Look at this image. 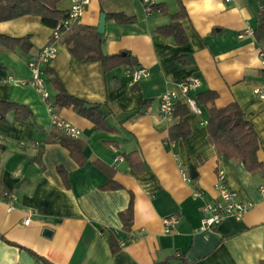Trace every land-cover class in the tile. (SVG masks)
Segmentation results:
<instances>
[{
  "label": "crops",
  "instance_id": "1",
  "mask_svg": "<svg viewBox=\"0 0 264 264\" xmlns=\"http://www.w3.org/2000/svg\"><path fill=\"white\" fill-rule=\"evenodd\" d=\"M182 1L188 42L181 45L156 32L179 10L178 0H150L166 4L168 12L148 10L144 0H90L77 21L98 27L101 13L107 14L103 51L130 53L146 67L148 75L136 83L130 66L105 72L100 61H80L68 45L55 41L58 52L48 66L70 93L100 105L114 129L98 128L73 108L58 110L82 131L83 165L60 143L43 144L55 127L47 102L31 81L28 62L50 42L53 27L34 14L0 21V33L29 37L16 50L0 48V99L25 103L34 112L27 122L13 112L8 123L0 121V264H155L179 255L188 259L185 264H261L264 173L250 172L240 160L216 151L207 128L211 104L197 98L215 90L216 106L236 101L260 137L257 157L264 163V97L256 92L264 86V42L253 34L264 0ZM73 4L61 0L57 7L69 10ZM110 12L135 20L118 22ZM180 53L188 54L191 63L181 65L176 60ZM43 76L53 101L51 76ZM189 77L201 79L190 91L201 113L189 108L185 119L190 134L171 141L169 128L178 118L160 116V100L170 90L185 103L180 83ZM60 165L67 171L69 186L58 172ZM190 165L196 178L190 177ZM220 169L237 198L251 200L253 206L241 216H228L217 228L201 230L203 202L219 197L215 183ZM111 177L121 186L105 188ZM4 190L17 196L13 208ZM131 198L134 217L126 231L119 212ZM172 214L179 221L166 231L164 218ZM27 217L29 223L24 222ZM47 227L51 235L44 232ZM112 234L120 246L116 253L111 249Z\"/></svg>",
  "mask_w": 264,
  "mask_h": 264
},
{
  "label": "trees",
  "instance_id": "2",
  "mask_svg": "<svg viewBox=\"0 0 264 264\" xmlns=\"http://www.w3.org/2000/svg\"><path fill=\"white\" fill-rule=\"evenodd\" d=\"M61 0H0V21L13 19L26 14H34L41 17L44 24L50 27L58 26L69 15V10H62L57 7V3ZM180 8L177 12L170 14L169 23L156 28V32L165 36L172 37L176 44L181 45L188 42V35L182 25V19L187 17L186 7L182 0H178ZM151 9L156 11L168 12L167 5L164 3H153ZM108 16L114 18L118 22L129 23L135 20L134 16L127 15L122 12H110ZM258 25L254 30V36L258 42H264V11H261L257 18ZM29 37H15L8 34L0 33V48L16 50L24 45V41ZM60 41L69 46L73 55L80 61L97 60L102 63L105 72H108L119 66H130L135 68L138 66L137 59L130 53L106 54L103 51V34H100L96 26L79 24L78 22L65 31ZM31 47V44L28 48ZM176 60L181 65L191 63V57L188 54L180 53ZM44 72L51 76L50 82L56 90L53 106L59 110L62 108H73L76 113L86 117L95 123L100 129L114 130L108 126L106 122V114L98 104H90L86 100L79 98L70 93L60 79L59 75L48 65L44 68ZM135 88V85L132 87ZM218 93L215 90H207L198 94V101L202 104L209 105V119L207 121L208 137L210 142L215 146L218 153L224 154L227 158L240 160L246 169L250 172L261 169L264 173V163L257 157L260 149V137L254 128V124L244 115L240 105L236 101H232L224 106H216L214 104ZM13 112L14 116L21 122H27L34 119L33 110L25 103L0 99V121L8 123V114ZM190 112L189 107L178 101L174 105L173 117L178 118L177 122L169 128V138L171 141H177L186 138L190 132V124L185 116ZM54 129L48 133L44 143L58 142L65 146L72 158L79 164L83 165L86 156L84 149L86 143L79 137H73L58 130L54 125ZM43 144L39 146L37 159L43 152ZM125 159H129V155H124ZM133 164V162H132ZM98 166L106 169L110 175L114 170H108L105 165ZM58 172L62 176L64 182L69 186L67 171L63 166H58ZM121 185L111 181L105 188H118ZM7 196L10 190H4ZM119 216L123 222V229L129 231L134 217V202L131 198L126 209L119 212ZM110 244L113 253H116L120 246L115 243L113 234L110 236ZM177 259L176 264H185L188 259L183 256H170L155 264H172L171 260ZM264 264V259L261 261Z\"/></svg>",
  "mask_w": 264,
  "mask_h": 264
},
{
  "label": "built area",
  "instance_id": "3",
  "mask_svg": "<svg viewBox=\"0 0 264 264\" xmlns=\"http://www.w3.org/2000/svg\"><path fill=\"white\" fill-rule=\"evenodd\" d=\"M74 4L69 9L68 17L63 20L58 26L53 28L50 42L44 46L29 62L28 65L32 70L31 81L37 86L38 91L48 104L51 112L52 123L62 132L73 137H80L82 131L76 126L72 125L65 119H63L58 110L53 106L51 93L46 86V80L44 78V67L48 65L57 54V47L55 41L60 40L62 34L67 31L72 24L76 23L85 11L86 5L90 0H73ZM147 9H151L150 0H144ZM264 55V51L260 52ZM148 75V70L142 65L136 66L131 72V81L136 83L142 80ZM201 85V79L199 77H189L188 79L180 83V90L183 93L184 102L188 107L197 113H201V108L196 98L190 95V91ZM256 92L261 97H264V86L257 88ZM178 93L175 91L164 92L160 100V116L162 117H173L174 105L178 102ZM186 178H189L188 173H183ZM215 189L219 193V197L213 200H205L201 206L203 211V217L201 219L200 229H213L217 228L222 221L230 215L241 216L246 213L252 206L251 200H242L237 198L236 193L233 192L227 185L225 180L224 171L220 169L218 171V178L215 183ZM198 195L204 196L203 191H199ZM10 207L14 206L13 201L17 199L14 193L9 194ZM30 217L25 219V223H29ZM178 217L176 215H169L164 218V224L166 231H169L171 226L178 223ZM122 245L125 242L121 243Z\"/></svg>",
  "mask_w": 264,
  "mask_h": 264
},
{
  "label": "water",
  "instance_id": "4",
  "mask_svg": "<svg viewBox=\"0 0 264 264\" xmlns=\"http://www.w3.org/2000/svg\"><path fill=\"white\" fill-rule=\"evenodd\" d=\"M106 18H107V14L102 12L101 13V16H100V22H99V25L97 27V30L100 34H104L105 33V26H106ZM189 170H190V177L191 178H196L197 177V172H196V169L194 168L193 165H190L189 166ZM44 232L48 235H51L52 234V229L50 228H45Z\"/></svg>",
  "mask_w": 264,
  "mask_h": 264
}]
</instances>
